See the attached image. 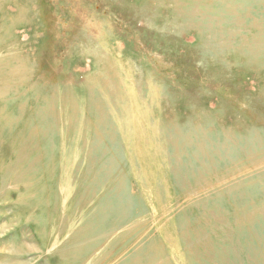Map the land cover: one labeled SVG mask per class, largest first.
<instances>
[{
	"label": "rangeland",
	"instance_id": "374dc122",
	"mask_svg": "<svg viewBox=\"0 0 264 264\" xmlns=\"http://www.w3.org/2000/svg\"><path fill=\"white\" fill-rule=\"evenodd\" d=\"M0 59V264H264V0H0Z\"/></svg>",
	"mask_w": 264,
	"mask_h": 264
},
{
	"label": "bare ground",
	"instance_id": "6f19581e",
	"mask_svg": "<svg viewBox=\"0 0 264 264\" xmlns=\"http://www.w3.org/2000/svg\"><path fill=\"white\" fill-rule=\"evenodd\" d=\"M1 60V59H0ZM8 61V60H7ZM1 62V61H0ZM4 62V61H3ZM6 62V61H5ZM9 62V61H8ZM7 65V64H6ZM12 65V64H11ZM14 65V64H13ZM16 65H19V64H16ZM3 67H4V65H2ZM2 66H0V67H2ZM17 67V66H16ZM19 67V66H18ZM11 69H12V67H10ZM23 68V67H22ZM2 70H4V69H2ZM20 70V69H19ZM16 71V70H15ZM17 72V71H16ZM20 72V71H19ZM24 72V71H23ZM10 73V72H9ZM9 73H8V76H9ZM17 74V73H16ZM16 86V85H15ZM5 87V86H4ZM7 88V87H6ZM5 88V89H6ZM1 89V88H0Z\"/></svg>",
	"mask_w": 264,
	"mask_h": 264
}]
</instances>
